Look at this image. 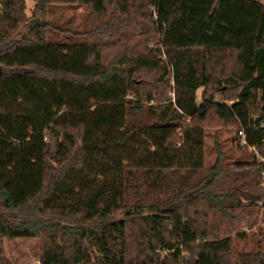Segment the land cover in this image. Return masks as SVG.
<instances>
[{"label": "trees", "instance_id": "1", "mask_svg": "<svg viewBox=\"0 0 264 264\" xmlns=\"http://www.w3.org/2000/svg\"><path fill=\"white\" fill-rule=\"evenodd\" d=\"M82 6L84 31L50 18ZM26 10L0 0L1 242L39 240L41 264H264L235 244L264 212V3ZM218 125L257 155L207 168Z\"/></svg>", "mask_w": 264, "mask_h": 264}, {"label": "rangeland", "instance_id": "2", "mask_svg": "<svg viewBox=\"0 0 264 264\" xmlns=\"http://www.w3.org/2000/svg\"><path fill=\"white\" fill-rule=\"evenodd\" d=\"M264 3V0H260ZM35 5V0H27L26 13L30 17ZM56 17H50L55 19L60 26L70 28L78 31H84L89 24L94 25L97 19L90 14V11L85 7H70V8H53ZM68 21H72V24L67 25ZM63 37H69V35H63ZM151 45V43H150ZM173 86V85H172ZM202 93V90L199 94ZM174 97V94H171ZM236 134L232 130L224 128V126H216L206 130V151L205 160L206 167L209 168L215 164L220 152H222V161L224 164H231L237 160L251 161L250 149L240 150L238 149V143L235 142ZM240 148L242 146L239 144ZM244 232L247 238L244 240L236 239V249L238 253H264V212L260 216V223L257 228L245 229ZM4 255L12 264H41L40 262V241L36 239H19L16 241H4L0 240V258Z\"/></svg>", "mask_w": 264, "mask_h": 264}, {"label": "built area", "instance_id": "3", "mask_svg": "<svg viewBox=\"0 0 264 264\" xmlns=\"http://www.w3.org/2000/svg\"><path fill=\"white\" fill-rule=\"evenodd\" d=\"M241 135L244 137V134H243V133H241ZM245 144H246L245 141H243V142L241 143L242 146L245 145Z\"/></svg>", "mask_w": 264, "mask_h": 264}]
</instances>
